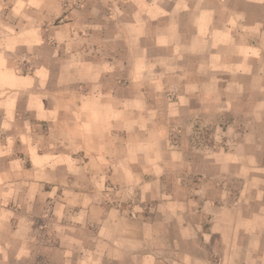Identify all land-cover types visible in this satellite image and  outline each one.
Here are the masks:
<instances>
[{"label":"crops","instance_id":"crops-1","mask_svg":"<svg viewBox=\"0 0 264 264\" xmlns=\"http://www.w3.org/2000/svg\"><path fill=\"white\" fill-rule=\"evenodd\" d=\"M0 264H264V0H0Z\"/></svg>","mask_w":264,"mask_h":264},{"label":"rangeland","instance_id":"rangeland-1","mask_svg":"<svg viewBox=\"0 0 264 264\" xmlns=\"http://www.w3.org/2000/svg\"><path fill=\"white\" fill-rule=\"evenodd\" d=\"M205 128H206V127H205ZM208 131H209V129H208ZM166 207H167V206H164V208H166ZM129 215H131V216H130L131 218L135 219V218H134V216H135L134 213H133V214H129ZM160 222H161V224H165V223L168 224L166 220H161ZM161 226H162V225H161ZM130 227H132V226L130 225ZM162 227H163V226H162ZM134 230H135V229H134Z\"/></svg>","mask_w":264,"mask_h":264}]
</instances>
